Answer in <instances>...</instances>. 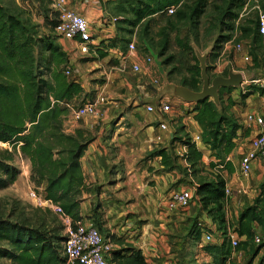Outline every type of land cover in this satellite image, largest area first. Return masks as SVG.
I'll use <instances>...</instances> for the list:
<instances>
[{"label":"crops","instance_id":"obj_1","mask_svg":"<svg viewBox=\"0 0 264 264\" xmlns=\"http://www.w3.org/2000/svg\"><path fill=\"white\" fill-rule=\"evenodd\" d=\"M108 2L110 0H68V8L85 16L91 24L95 38L91 54H82L76 41L61 37L57 41V45L69 58L68 70L71 75L68 77L81 84L84 89V93L70 104L71 113L65 121V129L72 134L82 130L93 137V142L82 159L86 181L90 186H104L100 198L112 196L116 202L108 212L111 217L109 224L113 227L107 238L114 242L115 251H121L123 255H128V249L131 248L141 250L149 264H216L217 253L213 249L222 247L224 236L217 223L202 210L197 189L202 180L214 181L221 176L235 194L241 192L228 198L225 205L229 234L234 231L231 225L236 227L241 212L253 205L259 195V188L264 183V161L257 160L253 163L248 178L242 176L241 164L251 148V141L258 134V127L254 123H248L247 116L253 114L264 118V41L260 45L261 52L256 55L258 62L250 63V69L243 65V55L235 50L234 61L237 66L244 68L238 72L242 73L245 81L239 88L226 89V100L236 103L227 114L241 125L235 140L236 148L225 160L232 167L230 171L224 164L217 165L220 163L217 153L203 142V128L195 120L194 109L198 103L189 102L178 94L181 86L169 81L161 62L155 60L148 68L143 53L126 62L124 52H114L108 48L110 41L122 38L119 26L124 20L104 9ZM35 17L34 14L26 13V19L38 21ZM110 19H117V23ZM237 33L241 32L237 30L234 38ZM244 41L251 43V40ZM252 46L255 48L258 45L251 44ZM103 53L107 56L102 57ZM133 63L142 65L141 74L133 71ZM228 63L230 62L226 65ZM154 80H158L159 85H154ZM103 97L112 106H101L100 116L86 117L81 123L72 120V112L80 103L96 102ZM161 103L170 104L172 112L163 114ZM147 105H154L157 111L149 113ZM94 118L102 120V126L97 128L95 134L92 129L96 124ZM126 120L132 124L130 130L123 126ZM163 123L167 125V130L161 128ZM198 137L200 140H197ZM186 138L203 154L201 167L196 173L191 170L188 162L184 164L189 152L188 147L183 144ZM114 144H119L121 152H114ZM162 149L173 159V170L164 168L161 156L149 157L154 151ZM180 154H184L185 159ZM27 163L31 170L30 161L27 160ZM117 166L124 168L118 169L119 181L112 183L102 179L108 177L107 173L111 168ZM134 169H141V174L148 175V179L141 181L142 177L145 179L144 176L139 179L134 177ZM136 179L137 182L141 181L140 191ZM114 185H117L116 191L112 188ZM46 188L47 183H44V193ZM134 191L138 196L136 200L139 199L141 203V229H137L131 221L124 224L125 221L122 220L128 211L134 212L132 210L135 206L127 204L130 203L127 199L131 200ZM185 191L192 193L195 198L193 203L185 209H171V195ZM90 197L92 191L84 199ZM122 200L126 201L125 204ZM84 204L86 202L82 206ZM260 230L262 231L255 226L257 234ZM206 234L213 235L214 239L203 249ZM243 240L244 238L241 239ZM263 257L264 248L255 258L256 262H260ZM250 260V253L246 251L235 252L231 258L234 264H248Z\"/></svg>","mask_w":264,"mask_h":264},{"label":"trees","instance_id":"obj_2","mask_svg":"<svg viewBox=\"0 0 264 264\" xmlns=\"http://www.w3.org/2000/svg\"><path fill=\"white\" fill-rule=\"evenodd\" d=\"M237 1L226 0L222 24L227 35L219 37L221 46H216L214 51L233 41L237 30L242 33L240 40H251L252 45L264 41L258 21L250 28L243 24L236 30L234 10ZM208 6L209 0H193L191 5L188 0H137L131 9L133 25L136 27L156 15L166 16L173 7L178 9L169 17L199 25ZM36 45L33 28L20 15L10 13L0 5V143L13 147V151L0 150V190L15 182L18 171L11 164L15 153H19L31 163L32 182L38 186L47 183L46 198L61 206L74 222H79L83 220L84 197L92 191L86 181L82 159L93 137L82 130L68 133L65 121L71 113L70 104L84 93V89L66 75L70 62L59 46L48 43L39 57ZM46 53L49 59L45 57ZM254 61L258 62L256 56ZM182 86L200 91L202 75L199 68ZM194 112L196 122L203 128V142L217 153L219 166L224 164L231 171V165L225 160L236 148L235 140L241 125L226 111H219L212 98L198 103ZM183 144L189 150L186 160L196 173L203 154L190 139L186 138ZM154 156L162 157L166 170L174 169L173 159L165 149L154 151L149 157ZM197 196L202 210L217 223L224 236L222 247L213 249L217 253L216 264H234L231 258L239 251L249 252L251 260L248 264H254L264 248V242L255 243L258 237L255 226L264 232V183L254 204L241 212L236 227L231 225L233 232L244 238L237 248L232 247L229 238L226 181L221 176L214 181L202 180ZM63 239L59 229L48 230L46 222L34 227L0 217V260L13 264H68L61 251ZM128 251V255L114 251L111 263L149 264L141 250L131 248Z\"/></svg>","mask_w":264,"mask_h":264},{"label":"rangeland","instance_id":"obj_3","mask_svg":"<svg viewBox=\"0 0 264 264\" xmlns=\"http://www.w3.org/2000/svg\"><path fill=\"white\" fill-rule=\"evenodd\" d=\"M29 1L31 9L30 14H34L38 21H31L29 18L26 19L27 12L23 7L27 6V2ZM34 1L36 5H34ZM135 1L137 0H110L104 7L109 14L124 18L119 26L122 38L110 41L107 45L108 48L112 49L114 52L126 53L129 44L134 41L139 53L152 55L155 60H159L167 72L169 81L181 87H184L182 84L186 79L191 80V73L196 71L197 68H199L202 75L200 56L207 58L208 75L211 78V82L217 77L229 78L232 73L242 74L238 71L244 68L242 69L237 66L234 61L236 45L241 41V34H239L238 37L236 36L230 43H227L228 45L225 44L221 50L218 49V51H214L216 46H221V44L218 43L219 37L223 34L227 35V32L223 31L224 25L222 24L226 0H209L207 13L201 19L199 25L193 24L192 21L179 22L168 15H156L145 20L136 27L133 25L134 17L131 13L132 3ZM192 2L193 0H188L189 5H191ZM263 3L264 0H238L235 4L237 8L234 10L235 15H237L236 30L243 24L248 28L254 26L258 21L259 9L264 11ZM0 5L4 6L10 13L20 15L29 27L33 28V32L37 39L36 53L39 57L41 51L46 49L48 43L57 45V41L60 37L55 32L54 24L57 23L58 17L53 8V0H0ZM262 44H257V47L255 46V48H252V64H254V58L257 53L261 52L260 45ZM45 57L49 59V54L46 53ZM227 62L230 63L226 65ZM243 65L248 69L252 68L250 64H246V62H243ZM203 86L204 81L202 79V86L199 92L203 90ZM226 92V88H221L219 92L220 99L217 108L221 112H230L236 105L234 101L226 100ZM84 103L86 102H82L79 105ZM227 103L229 105H227ZM106 105L112 106V104L105 102L104 104L98 105V107L100 109L101 106ZM94 119H96V124L92 129L95 134L97 133V128H101L102 120L101 118ZM81 122L82 121L79 123ZM123 126L126 130L132 128V124L129 120H126ZM67 128L69 129V126ZM112 128L116 129V126L112 125ZM0 150L13 151V147L9 144L0 143ZM113 150L114 152L117 150V152H121L119 144L117 146L114 144ZM187 162L188 161L184 164ZM219 164L220 163H217V165ZM11 165L18 171V176L15 182L9 185L8 188L0 190V217L14 223H23L34 227L40 226L43 222H46L48 230L59 229L61 237L65 239V226L61 218L52 210H44L37 207L36 202L32 199L31 194L33 192L37 194H42L44 192L42 186H38L32 182V167L31 170H29L27 159L22 157L19 153H15V158ZM120 168L124 169L121 166L111 168L107 173L108 177L102 179L116 183L120 179L118 170ZM133 176L138 179L144 176L145 179L142 177L141 181L142 179H148V175L141 174V169H134ZM111 179L115 180L112 181ZM141 181L137 182V179L135 180V182L139 184V191L142 187L140 184ZM150 183L152 184V182ZM91 186L92 197L85 200L84 203L86 202V204L82 206L83 221L95 226L102 235L107 238L111 232V227H113L109 224L111 217L108 215V212L112 204L116 202L112 196L106 199L100 198L104 186ZM116 186L117 185H114V187H112L114 191H116ZM137 197V192L134 191L131 200L127 199V202H130L127 204H133L135 208L132 210L134 212L128 211L122 217V220L125 221L124 224L131 221L137 229H141L143 225V219L141 218L142 210L139 199L136 200ZM122 202L125 204L126 201L122 200ZM258 236L264 239V232L260 230ZM208 244L209 243H203V249H205L204 247ZM61 251L62 254H64L62 244ZM0 264L13 263L8 260H0ZM254 264H264V257L260 262H256L255 260Z\"/></svg>","mask_w":264,"mask_h":264},{"label":"built area","instance_id":"obj_4","mask_svg":"<svg viewBox=\"0 0 264 264\" xmlns=\"http://www.w3.org/2000/svg\"><path fill=\"white\" fill-rule=\"evenodd\" d=\"M68 0H54L53 8L57 13V25L55 27L56 34L70 41H76L79 43L80 51L84 55L91 54V47L94 44V32L88 19L79 14L78 12L68 8ZM178 7L169 9L168 15L172 16L177 11ZM27 13L31 12L30 1L27 2V6L24 7ZM107 19V18H106ZM111 22L117 23V19H110ZM259 31L264 36V11L259 9L258 15ZM242 33H237L236 36ZM251 43L241 40L236 45V51L243 55L244 62L250 64L253 62L251 53ZM140 56L136 44L132 41L129 44L128 51L124 55V60L131 61L132 59ZM144 61L147 63L148 68L155 63V59L152 55H143ZM133 71L136 74H141L143 71L142 65L133 63ZM67 76L71 75L68 70ZM154 85H159L158 80L153 81ZM106 99L100 98L96 102L87 103L81 107H77L72 112V120L74 122H80L84 118L89 116H100V109L98 105L104 104ZM160 109L163 114L172 112V106L170 104L161 103ZM147 111L149 113H155L157 108L154 105H147ZM248 123H254L258 127V134L251 141V148L247 152L246 156L242 160L241 173L242 176L248 178L252 171L253 163L257 160L264 161V118L253 114L247 116ZM163 130H167L165 123L161 124ZM197 140H200L198 137ZM185 159L184 154L179 155ZM236 194H241L239 191ZM235 192L227 187L228 198L234 197ZM32 199L36 202L37 207L42 209H49L54 211L63 222L65 226V239L62 243L63 252L68 259V264H111L110 259L115 251L114 242L105 238L101 232L93 225L87 224L85 221L74 222L69 216H67L63 208L51 200H48L44 193L37 194L33 192ZM194 197L191 192H175L169 199V206L171 209L181 208L185 209L189 207ZM229 238L233 248H237L241 242L240 237L236 233H230ZM213 235L206 234L203 243H211L213 241ZM264 242V239L257 237L255 243L260 245Z\"/></svg>","mask_w":264,"mask_h":264},{"label":"water","instance_id":"obj_5","mask_svg":"<svg viewBox=\"0 0 264 264\" xmlns=\"http://www.w3.org/2000/svg\"><path fill=\"white\" fill-rule=\"evenodd\" d=\"M199 59L201 62L202 79L204 81L203 90L201 92H195L186 87L178 88V94L189 102L201 103L212 98L218 105L220 99L219 92L221 88H239L245 81L242 74L232 73L229 78L217 77L211 82V78L208 75L207 58L200 56Z\"/></svg>","mask_w":264,"mask_h":264}]
</instances>
